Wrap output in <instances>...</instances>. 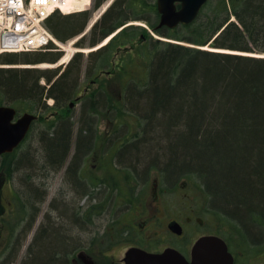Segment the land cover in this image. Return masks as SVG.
Masks as SVG:
<instances>
[{
	"label": "trees",
	"instance_id": "trees-1",
	"mask_svg": "<svg viewBox=\"0 0 264 264\" xmlns=\"http://www.w3.org/2000/svg\"><path fill=\"white\" fill-rule=\"evenodd\" d=\"M105 1L94 0V9ZM205 8L213 13L206 24L199 15L191 24L172 30L159 26L157 0H114L93 25L90 46L121 29L107 44L90 52L87 63L79 52L65 67H0V105L39 114V120L47 121L49 132L42 130L40 135L44 165L37 166L38 161L28 154L15 159L33 128L14 152L1 156L10 179L22 165L31 166L24 168L30 173L21 179L27 191L25 198L20 195L17 200L12 241L15 233L28 229L33 221L35 203L42 197L38 183L45 172L64 164L70 154L71 115L48 119L47 112L65 113L67 100L77 95L85 68L91 81H103L83 97L70 175L75 176L82 155L96 144L102 115L108 123H118L116 132L124 130L122 123L128 124L123 131L127 139L115 147L120 149L116 158L121 168L131 178L147 179L146 167L152 166L162 170L164 180L171 183L187 178L207 195L210 208L231 225L233 234L246 237L250 245L264 235V56L241 53L264 54V0H209ZM147 12L153 19L144 15ZM92 13L65 15L58 11L48 18L47 26L65 42L85 30ZM232 16L237 21H231ZM133 19L145 20L170 39L214 49L148 37L141 25L124 26ZM76 44L85 46L86 39ZM57 48L51 44L42 51L0 53V64L57 62L63 54ZM118 50L125 51L128 58L115 65ZM42 78L47 84L41 83ZM112 82L115 97L107 91ZM48 98L55 103L48 105ZM130 122L136 123V129ZM105 142L107 146L109 141ZM28 157V163L23 162ZM92 190L90 193H96ZM58 213L60 220L43 226L36 243L30 245L26 264L58 261L57 256L65 252L63 244L72 241L69 226L75 223L68 207L61 205Z\"/></svg>",
	"mask_w": 264,
	"mask_h": 264
},
{
	"label": "flooded vegetation",
	"instance_id": "flooded-vegetation-1",
	"mask_svg": "<svg viewBox=\"0 0 264 264\" xmlns=\"http://www.w3.org/2000/svg\"><path fill=\"white\" fill-rule=\"evenodd\" d=\"M96 83L94 79L92 85ZM90 88L91 86L86 88L87 93ZM83 97L84 94H77L75 102L69 105V110L78 102L83 105ZM70 118L72 119L73 115ZM119 150V147L115 146L104 148V156L111 153L114 164ZM86 162L81 160L74 177L73 174L70 175L71 161L51 167L38 183L42 197L35 203L36 211L32 221L35 231L31 244L36 243L43 226L60 220L58 207L61 205L68 207L71 221L75 224L74 227L69 226L73 239L63 244L65 252L57 256L58 261L36 264H264V235L258 237L255 245H250L246 237L233 234L231 225L212 210L209 203L204 205L205 210L193 209L172 214L157 191L148 196L117 194L114 199L109 200L110 204L105 202L107 197L102 202L98 201L101 197L97 196V192L106 186V182L98 177L95 180L89 179L85 172ZM112 169L110 170L114 175ZM4 180L0 185V213L8 215L17 212L19 205L14 194L15 189L13 191L9 187V181ZM154 180L155 187H158L159 178ZM89 184L99 187L93 189L96 193H89ZM3 186L7 187L11 198L4 196ZM203 197L202 200L208 202L207 195ZM12 227L8 226L10 231ZM17 229L15 227V231ZM20 233L21 231L15 233L16 238L12 241L14 233L11 232L7 248L11 243L15 244L23 238ZM203 238H208L210 242L204 243L210 247H221L225 243L223 254L231 253L233 261H222L220 258L212 261L194 259L193 250ZM161 254H166V258L157 257ZM253 254L257 255V258H251Z\"/></svg>",
	"mask_w": 264,
	"mask_h": 264
},
{
	"label": "rangeland",
	"instance_id": "rangeland-1",
	"mask_svg": "<svg viewBox=\"0 0 264 264\" xmlns=\"http://www.w3.org/2000/svg\"><path fill=\"white\" fill-rule=\"evenodd\" d=\"M94 1V0H93ZM114 0H106L101 7L95 9L94 11H92V17L89 20V24L87 26V28L85 29V31H83L82 33L78 34L77 36L70 38L69 40L63 42V41H59L60 43H64L65 45H68L70 43H72V47H73V51L72 54H76L79 52H82L84 54V59H86V63H87V57L89 55L90 52L95 51L97 49H99L100 47H102L103 45H105V43L102 41L99 44H97L96 46H90L89 42H90V37H91V22H93V20L98 16L99 14L102 12V10L104 9V7H108L110 6L111 3H113ZM213 6H216L215 4H213ZM93 7H94V3H93ZM93 7L91 10H93ZM145 16H149L150 18L153 19V17L150 15L149 12L144 14ZM213 16V13L211 10L205 8L202 9L201 14L199 19H201V22L204 24L207 23L208 20H210V18ZM209 18V19H208ZM231 21H237L235 16L231 17ZM95 22V21H94ZM160 22V21H159ZM129 25H141L142 27L146 28V32L145 34L148 37H153L154 39H162L165 41L171 40L173 42H181L183 44H188V45H193V46H198L196 44L193 43H188V42H183V41H178V40H174V39H169L167 36H164L162 34H159L158 32H156V30L151 27L149 25V23H147L145 20H130L126 25L124 26H129ZM180 26V25H179ZM178 26V27H179ZM177 27V28H178ZM176 28V29H177ZM170 29V28H169ZM173 30V29H172ZM166 31H169L168 28L166 29ZM86 39V45L85 46H79L76 44L77 41L81 40L82 38ZM138 42V41H137ZM131 46V45H128ZM205 47L204 49H214L213 47H211V45H207V46H203ZM124 50V49H123ZM123 50H118V54L116 55V60H115V65H117L119 62H122L123 59L128 58V56L125 54V51ZM63 54L60 58L63 59V57L66 56V54L68 53V51L66 50H62ZM72 55V57H73ZM261 56H264V54H259ZM71 57V58H72ZM70 58V59H71ZM70 59L64 63H60L59 62H49V61H45L42 63H37V64H27V63H21V64H0V67H41L40 69H50V68H56L58 66H63L65 67ZM104 78V77H102ZM106 79V78H104ZM99 81H97L96 84L92 85V82L90 80V78H88V74L86 73V68L83 70V73L81 75L80 78V84H79V89L77 94H84L87 95L86 92V88H88L89 86H91L89 92H91L94 88L98 87L101 85L103 79H98ZM47 80L42 78L41 79V83L43 84H47ZM107 83H105L106 85ZM114 85L115 82L109 83L108 87H107V91L110 95H112L113 97H115L114 95ZM102 87V86H101ZM88 92V93H89ZM76 96L75 95L72 99V101L75 102L76 100ZM55 100L53 98H48L47 99V104L48 105H52L54 104ZM77 102V101H76ZM84 102V101H83ZM113 102H117L116 98H114ZM82 104L81 102H78V104H76L71 110H69V106L67 105L66 108L64 109L65 113L64 114H53L54 111L50 112V110L47 112L48 115H50V117L48 119H54L55 117L57 118L59 115L61 116H66V115H73V118L71 119L73 125H72V134H71V149H70V154L69 157L67 159V161H71L72 157L74 155V153L76 152V145L78 142V130L81 127V116H82ZM69 112V114H67ZM46 114V115H47ZM53 114V115H52ZM114 114V113H113ZM111 118L113 115H109ZM119 118V117H118ZM40 119V118H39ZM113 119V118H112ZM34 127L32 130L31 135L29 136V138L27 139V141L24 143V145L19 149L16 157L18 159L23 158L24 154H28L27 156H31L33 157V161L35 160L38 161V165H44L45 161L43 160V158H41L40 155H43L44 150L42 149V145L40 142V135H42L41 133H43L42 130H45L47 133H49L46 130L47 127V121H41V120H37L34 123ZM131 126L133 129H136V123L135 122H130ZM127 125L125 123H122V126L124 127V130H127ZM118 123L117 122H112V123H108L107 119H105L104 116H100L99 117V121H98V129H97V140H96V144L94 146H92V151L88 152L87 154L82 155V160L83 161H87L85 164V168H86V173L89 177V179L95 180L98 178L105 180L106 182V186L101 189L99 192H97V196L101 197L98 199V201H103L105 199V197H107V199L105 200V202L109 203V200L114 199V195H124V194H137V195H143V196H148L151 195L152 193H155L156 191L162 195V198L165 200V204L166 207L168 209V211L172 214H178L181 213L182 211L185 210H193V209H199V210H205V206L206 204H208V202H204L202 199L204 198L203 196L206 195L201 188L198 187L197 184H195L194 182H192L191 180L187 179V178H180L178 180H176V182H170L169 180H164L162 170H160L157 166H152L150 168L146 169L148 171V177L149 179H145V180H138V179H133L129 176V174L124 171L121 167L122 165L120 164L119 158L115 160V163L113 164L112 162L114 161V157L112 156L111 153H107L106 156H104V148H112L114 146H121L123 144V142L127 139L125 138V136H123V131H119L116 132L115 130H117L118 127ZM44 135V134H43ZM106 139L109 141L108 145L106 146ZM104 147V148H103ZM42 152V153H41ZM116 153V152H115ZM28 158H24L23 162L28 163V161L30 160ZM113 157V158H112ZM10 158V157H8ZM85 158V159H83ZM11 159V158H10ZM7 162H9V160ZM7 160V159H6ZM118 162V163H116ZM1 163H5V164H1ZM34 164V162L32 163ZM96 164V165H95ZM124 164V163H123ZM35 165V164H34ZM25 167H31V166H27V165H22L20 168V171L17 173V175H15V177L13 178V180H9L8 177V172H7V163L6 161H4V159H2V157L0 158V185L2 180H7L9 181L8 183H10V188L15 189L14 194L17 196L18 199H20V195H22L23 198H25V192L27 191V187L25 184L23 179V174H25L26 176L27 173H30V171L26 172L24 171ZM34 167V166H32ZM57 167V166H56ZM118 167H120L118 169ZM143 167V166H141ZM144 167V168H145ZM111 168H113L112 170H114V175L111 172ZM15 172V171H14ZM24 175V177H25ZM112 175V176H111ZM155 178H159V185L158 187H155L154 183H155ZM4 180V181H5ZM33 181V180H32ZM8 183H6L8 185ZM140 183V184H139ZM6 186H3L2 190H4V196L11 198V193L9 191L6 190ZM93 188L89 187V193L90 190H92ZM53 191V188L51 189V192ZM93 191V190H92ZM73 198V197H72ZM74 201V199H72ZM111 198V199H110ZM37 199V198H36ZM35 199V200H36ZM209 205V204H208ZM97 209H101V207H97ZM104 209V207L102 208ZM17 212L14 213H9L8 215L5 214H1L0 213V264H26L27 261L29 260V249H30V244L32 242L33 239V226L32 223L30 225H28V229H25L23 231H21L20 234L23 235V238L20 239V241H18V245L13 244L11 251H14V254H11L12 252L9 250V248H7V245L9 243V236L11 235V231L8 228L9 225H15L16 224V220H17ZM46 224V223H45ZM18 226V225H17ZM26 227V224H25ZM17 247V248H16ZM8 252L5 254V251ZM253 259L257 258V255L253 254L252 257ZM261 259V258H260Z\"/></svg>",
	"mask_w": 264,
	"mask_h": 264
},
{
	"label": "water",
	"instance_id": "water-1",
	"mask_svg": "<svg viewBox=\"0 0 264 264\" xmlns=\"http://www.w3.org/2000/svg\"><path fill=\"white\" fill-rule=\"evenodd\" d=\"M208 1L157 0V8L160 13L159 26H167L168 28L174 29L179 25L191 24L200 15L201 10ZM16 115L17 109L15 107L0 105V156L13 152L27 137L32 125L38 118L36 114L30 112H25L18 117ZM204 242L210 241L208 238L201 239L200 244L193 250L194 259L212 261L220 258L222 261H233L231 253L226 252V254H223V249L226 248L225 243L221 247H210ZM166 256V254H161L157 257L166 258ZM170 257H172L171 253Z\"/></svg>",
	"mask_w": 264,
	"mask_h": 264
},
{
	"label": "built area",
	"instance_id": "built-area-1",
	"mask_svg": "<svg viewBox=\"0 0 264 264\" xmlns=\"http://www.w3.org/2000/svg\"><path fill=\"white\" fill-rule=\"evenodd\" d=\"M68 8L66 0H0V51L43 48L52 39L44 25L46 17Z\"/></svg>",
	"mask_w": 264,
	"mask_h": 264
},
{
	"label": "bare ground",
	"instance_id": "bare-ground-1",
	"mask_svg": "<svg viewBox=\"0 0 264 264\" xmlns=\"http://www.w3.org/2000/svg\"><path fill=\"white\" fill-rule=\"evenodd\" d=\"M66 2H67V5H74V4H81V3H82L80 0H66ZM104 8H105V7H104ZM96 19H97V17L93 20V22H94ZM93 22H91V23H93ZM109 38H110V37H109ZM105 43H106V42H105ZM186 45H188V44H186ZM62 46H64L65 50L68 51V53L66 54V56L63 57V59H62L63 62H64V61L66 62V61L69 60V58H70L71 55H72V51H73L72 43H70V44H68V45L62 44ZM190 46H193V45H190ZM195 47L205 48V47L200 46V45L195 46ZM208 49H210V48H208ZM225 51H226V50H225ZM241 53H244V54H252V55H258V56H260V55L257 54V53H248V52H241ZM41 63H42V62H41ZM72 99H74V98L72 97L71 99L67 100L65 106H67V105L69 106V105L73 102ZM54 103H55V102H54Z\"/></svg>",
	"mask_w": 264,
	"mask_h": 264
}]
</instances>
